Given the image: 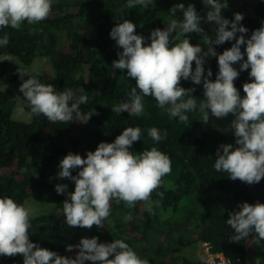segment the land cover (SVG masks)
<instances>
[{"label": "trees", "instance_id": "16d2710c", "mask_svg": "<svg viewBox=\"0 0 264 264\" xmlns=\"http://www.w3.org/2000/svg\"><path fill=\"white\" fill-rule=\"evenodd\" d=\"M153 3L155 7L150 5L147 9L142 6L129 9L126 7L127 0H53L52 11L46 20L35 24L25 21L19 30L10 26L0 29V38L7 35L9 39L6 46H0V55L7 53L15 56L25 66H31L38 57H49L57 75L56 79L45 84H53L57 92L72 89L76 95H86L88 103L81 105L80 111L87 114L95 109L96 113L86 124L75 120L69 123L51 122L43 115L32 116L31 122L14 119L18 96L13 90L2 89V82L19 81L17 67H21L0 59V198L9 197L24 205L36 190L47 189L63 207L65 193L57 194L55 186L58 183L66 184L69 192L74 191L75 186L73 181L57 177L63 157L71 152L86 158L89 148L85 140L89 142V137H92L95 151L101 142H114L125 128L139 127L141 140L134 142L129 150L139 154L155 147L170 158L171 172L162 178L148 202H137L129 208L122 201H112L107 219L115 213L124 220L131 215L132 219L126 220V227L134 237L124 239L117 231H101V236L109 238L106 243L121 239L141 259L148 250L155 251L158 258L153 262L148 261V264H176L170 248H162L161 245L154 248L152 245L151 248L138 250V246L151 236V229L160 219L162 211L171 209L177 212L184 198L194 188H198L193 201V205L199 206L194 214L198 241L207 244L211 254L224 255L229 264H256L258 258L260 264H264V240L252 233L233 243L230 238L235 234L234 230L226 223L228 214L239 210V204L264 203V179L248 185L229 179L226 172L215 170L217 149L221 144H235V138L233 134L217 129L211 118L207 124L203 123L199 110L202 84L181 81V87L194 88L193 95L197 97L196 111L187 113L188 124L170 117L166 110L170 105L161 109L150 96L143 97L144 111L138 117L126 111L121 114L111 111L118 104L130 103V92L135 87V81L127 77L126 70L122 72L112 68L113 61L119 59L117 53L122 51L110 37L115 24L130 20L137 26L136 33L143 35L145 44H148L150 40L147 38L152 30H163L173 19H182V12L178 11L173 16L169 11L175 4L184 3L187 7L192 3L201 16L207 11L202 0H153ZM222 15L229 20L234 19L228 7L222 9ZM262 22L264 0L258 2L255 16L244 17L241 21L249 30L246 36L261 27ZM202 27L215 39V24H202ZM61 30L67 31L68 43L58 49V32ZM188 38L192 45L205 49L208 47L197 33L189 34ZM232 43L234 41L214 47L217 53H222ZM233 67L239 71V63ZM204 68L205 75L211 69L213 76L210 79L215 80L218 72L216 57L206 58ZM249 71L240 72L236 79V88L241 96L244 95L243 84L250 82ZM26 110L30 112L28 104ZM151 128H156L161 135L159 142L149 137L148 130ZM28 162L35 169L34 172L24 170ZM78 171L73 170L72 174L76 175ZM55 217L51 213L30 216L29 238L42 248L75 258L78 249L72 252L66 250L67 245L74 244L63 232L64 219ZM118 228H121L120 223ZM0 264H23V257L19 254L14 257L0 256Z\"/></svg>", "mask_w": 264, "mask_h": 264}, {"label": "clouds", "instance_id": "9594fccd", "mask_svg": "<svg viewBox=\"0 0 264 264\" xmlns=\"http://www.w3.org/2000/svg\"><path fill=\"white\" fill-rule=\"evenodd\" d=\"M52 3L53 0H0V29L10 26L19 30L25 21L35 24L46 20ZM202 3L207 9L204 16L192 3L187 7L184 3L172 6L171 14L182 12V19H173L163 30H152L148 44L143 35L136 33L137 26L130 20L115 24L110 37L122 51L117 53L119 59L113 61L112 68L126 70L127 77L135 81V87L130 92V103L118 104L111 111L117 114L126 111L138 117L144 111L143 97L150 96L161 109L170 105L166 109L170 117L188 124L187 113L196 111L197 97L193 95L195 89L181 87V81L202 84L199 110L203 123L209 122L210 114L217 119L234 117L223 131L232 132L235 144L219 146L215 170L228 173L233 181L257 184L264 179V22L246 36L249 30L241 24L243 14L235 13L232 20L222 15V9L228 7L227 0H202ZM150 5L155 7L153 0H127L126 7L147 9ZM202 24L217 26L215 39ZM192 33L199 34L208 47L192 45L188 38ZM174 40L178 42L173 43ZM231 41L234 43L230 48L216 52L214 46ZM8 43L7 35L0 38V46ZM209 57L217 59L215 80L210 79L211 69L205 75L204 64ZM237 63L239 71L233 67ZM249 69L250 82L243 84L244 95L241 96L234 81L240 72ZM17 72L22 79L19 91L28 104L30 117L43 115L51 122L75 120L86 124L96 114L95 109L87 114L80 111V106L88 103L86 95H76L72 89L57 92L53 84L42 83L28 70L17 67ZM25 76L28 78L23 79ZM148 135L155 142L162 139L156 128L149 129ZM140 140L141 129L127 127L114 142H101L95 151H88L86 158L71 152L63 157L57 177L67 178L75 185L63 202V216L69 228L91 229L94 225L102 228L113 200L122 201L129 208L137 202L150 200L162 178L171 172V160L155 147L134 154L129 149ZM76 169L79 171L73 175ZM55 191L64 194L67 185L58 183ZM238 209L230 212L226 220L235 233L231 242H239L252 233L264 240V203L244 202ZM30 215L29 208L12 198H0V256L19 254L23 264H148L121 239L100 243L97 237L81 238L78 244L66 247L69 252L78 249L75 258L42 248L29 238ZM125 219L132 217L129 215ZM256 264H260L259 258Z\"/></svg>", "mask_w": 264, "mask_h": 264}, {"label": "rangeland", "instance_id": "374dc122", "mask_svg": "<svg viewBox=\"0 0 264 264\" xmlns=\"http://www.w3.org/2000/svg\"><path fill=\"white\" fill-rule=\"evenodd\" d=\"M261 0H230L228 2V10L234 16L235 13L243 14V17L255 16V8L258 2ZM167 19V17H166ZM24 26V23L22 24ZM59 45L58 49L68 43L67 31L61 30L58 32ZM244 50V46L241 47V51ZM1 60L11 61L21 68L29 71L30 74L36 75L37 79L42 83L56 79V70L49 57H38L31 66H25L15 57L7 53L0 55ZM25 76L23 79H27ZM22 79L20 78L17 82H11L4 80L2 82V89L13 90L18 96V104L13 113V118L19 121L31 122L32 116L28 115L29 111L26 110L27 102L24 100L23 94L19 91ZM8 87L5 88L4 85ZM236 86V80L234 81ZM210 111V110H209ZM212 119L214 126L221 132L226 134H232L231 131L224 132L223 129L227 128L231 120L234 118L232 115L223 119H217L213 116H209ZM199 133V131H198ZM87 142L88 151H94L92 137L88 138ZM213 145V144H211ZM215 146V145H214ZM25 171L34 172L35 169L31 163L28 162ZM36 172H38L36 170ZM39 173V172H38ZM65 192V197H67ZM198 193V188H194L190 194H188L177 212L173 210L162 211L160 219L156 222L155 227L151 229V236L146 239L142 244L138 246V250L144 248H154L157 245H161L162 248H170L174 253V259L176 264H187L188 262H198L200 264H229L228 260L224 255H213L210 253L207 244L199 242L198 231L196 229L195 213L198 211L199 206L193 205V201ZM25 207L30 209V216H39L41 214H55L56 219H64L62 204L55 199L51 191L47 189H38L32 196L25 202ZM192 206L194 208H192ZM103 227L98 228L93 226L91 229L84 228H69L66 225L65 219L62 221L63 232L71 241L72 244L76 245L79 243L81 238H92L97 237L98 242L106 243L109 239L108 236H101V231L114 230L119 232L121 238L127 239L132 238L134 235L127 230L126 220L119 215L114 214L113 217L104 220ZM118 223L121 224V228H118ZM149 245V246H148ZM137 254V253H136ZM147 254V255H146ZM139 256V255H138ZM158 257L155 251H147L143 259L153 262Z\"/></svg>", "mask_w": 264, "mask_h": 264}]
</instances>
